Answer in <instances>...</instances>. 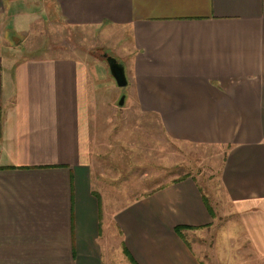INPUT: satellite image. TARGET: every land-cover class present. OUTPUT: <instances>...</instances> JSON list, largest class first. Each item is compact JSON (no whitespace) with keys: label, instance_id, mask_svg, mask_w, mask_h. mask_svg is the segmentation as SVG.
Wrapping results in <instances>:
<instances>
[{"label":"crops","instance_id":"obj_1","mask_svg":"<svg viewBox=\"0 0 264 264\" xmlns=\"http://www.w3.org/2000/svg\"><path fill=\"white\" fill-rule=\"evenodd\" d=\"M24 2L0 0V264H113L114 244L127 264H212L201 242L216 228L214 264H264V0ZM52 18L129 39L113 54L130 87L125 116L222 150L217 209L190 174L126 184L139 196L106 207L100 146L128 138L102 124L117 81L103 53L28 42Z\"/></svg>","mask_w":264,"mask_h":264},{"label":"rangeland","instance_id":"obj_2","mask_svg":"<svg viewBox=\"0 0 264 264\" xmlns=\"http://www.w3.org/2000/svg\"><path fill=\"white\" fill-rule=\"evenodd\" d=\"M24 3L27 5L28 0H25ZM33 9L34 4H31L30 7L25 6L24 10L33 11ZM41 22L44 21L36 22L29 31L28 42L34 47L41 43H49L53 46L63 44L61 48L53 50L57 53L84 56L92 54L93 57H101L100 55L107 51L111 54L125 56V49L131 45L129 39L123 35L112 36L110 43L108 32H112V29L106 24L81 28L56 18L45 21L44 24ZM111 47L114 50H111ZM115 86L117 89L113 93L114 102H118V109L115 115L103 116L102 124H107L109 129L114 128L118 134H124L128 138L126 141L123 137L121 140L115 138L116 141H113L111 147L100 146L104 158L98 162L100 166L97 169V175L100 179L111 184L107 188L109 192L105 191L106 207L108 209L118 208L123 203H127V200L139 196L138 194H126V189L123 187L126 184L132 186V189L137 185L140 189L144 186L150 190L154 186L167 183L177 176L182 177L190 174L195 176L205 194L208 195L214 209H217V206L214 205L216 201L217 203L222 202L220 193L222 150L213 145L174 141L163 132L159 122L154 120V117L137 114L125 116L124 104L121 100L125 93H129L130 87L128 84L119 85L118 83ZM104 90L106 96L110 95L107 89ZM109 120L113 121H110L109 124ZM130 126L131 130L129 129ZM141 169H146L148 173L141 175ZM141 176L144 179H141ZM114 185L117 189L110 188ZM113 211L108 210L109 213ZM218 229H213L212 234L208 235L206 239L195 236V239L205 240V243L201 242V248H204L205 245V249L201 251L200 255L203 258L209 254L212 255V264L216 260L214 259L215 252L217 249H221L219 239L221 236L218 235ZM114 232L115 236L119 235L117 229ZM112 253L113 264H127L128 261L120 256L116 244H114Z\"/></svg>","mask_w":264,"mask_h":264},{"label":"water","instance_id":"obj_3","mask_svg":"<svg viewBox=\"0 0 264 264\" xmlns=\"http://www.w3.org/2000/svg\"><path fill=\"white\" fill-rule=\"evenodd\" d=\"M102 56L108 62L109 68L119 85H126L128 82L124 64L119 59L109 52H104ZM123 102V98H122Z\"/></svg>","mask_w":264,"mask_h":264},{"label":"trees","instance_id":"obj_4","mask_svg":"<svg viewBox=\"0 0 264 264\" xmlns=\"http://www.w3.org/2000/svg\"><path fill=\"white\" fill-rule=\"evenodd\" d=\"M188 175H184V176H182V177H180V178H184V177H187Z\"/></svg>","mask_w":264,"mask_h":264}]
</instances>
